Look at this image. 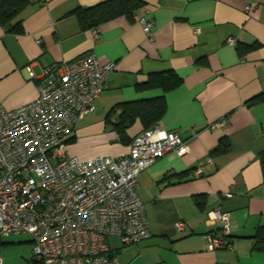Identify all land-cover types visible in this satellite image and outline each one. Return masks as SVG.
Here are the masks:
<instances>
[{"label": "crops", "instance_id": "1", "mask_svg": "<svg viewBox=\"0 0 264 264\" xmlns=\"http://www.w3.org/2000/svg\"><path fill=\"white\" fill-rule=\"evenodd\" d=\"M101 1L30 0L20 33L0 26V105L13 109L34 100L52 63L90 52L113 61L95 110L77 122L67 152L125 154L144 128L136 120L122 140L112 127L118 104L160 95L167 108L157 123L178 132L188 149L180 157L170 151L138 174L150 235L132 244L109 235L110 251L121 264H264V246L256 248L253 238L264 226V100L249 102L264 91V0H142L131 19L115 17L96 34L82 29L72 12ZM141 16L154 21L151 39ZM166 70L182 78L180 86L165 93L138 87ZM221 138L228 149L213 154ZM215 209L228 214L229 246L210 250L207 235L220 232V223L209 219ZM31 247L26 235L0 236V264H33Z\"/></svg>", "mask_w": 264, "mask_h": 264}, {"label": "built area", "instance_id": "2", "mask_svg": "<svg viewBox=\"0 0 264 264\" xmlns=\"http://www.w3.org/2000/svg\"><path fill=\"white\" fill-rule=\"evenodd\" d=\"M138 21L151 39L153 19ZM115 67L92 52L55 62L44 68L49 79L34 100L13 109L0 105V236H28L39 264H121L107 237L132 244L150 235L136 192L138 174L166 153L180 157L188 149L178 132L154 123L132 138L123 155L83 158L67 152L77 122L95 110ZM26 71L34 76L30 65ZM209 219L220 223V232L207 235L208 248L229 246L228 214L215 209ZM183 225L178 221L175 227Z\"/></svg>", "mask_w": 264, "mask_h": 264}, {"label": "trees", "instance_id": "3", "mask_svg": "<svg viewBox=\"0 0 264 264\" xmlns=\"http://www.w3.org/2000/svg\"><path fill=\"white\" fill-rule=\"evenodd\" d=\"M30 0H0V26L6 28L8 32L20 33L22 31V20L20 13ZM143 6L142 0H104L88 7H78L72 14L78 20L82 29L96 28L100 24L114 19L120 15L132 18L136 10ZM182 83V78L173 70L150 73L147 80L138 84L139 88H159L164 93L177 88ZM264 100V91L250 99L251 101ZM121 108L116 122L112 127L116 130L122 140L125 129L139 120L143 128H149L157 123L166 112V101L163 95L147 99L126 101L118 104ZM143 129V130H144ZM132 140V139H131ZM131 142V141H130ZM228 149L226 139L221 138L212 153L224 152ZM264 161V154L261 156ZM255 247L264 246V226H259L253 236ZM36 262L33 261V264Z\"/></svg>", "mask_w": 264, "mask_h": 264}, {"label": "water", "instance_id": "4", "mask_svg": "<svg viewBox=\"0 0 264 264\" xmlns=\"http://www.w3.org/2000/svg\"><path fill=\"white\" fill-rule=\"evenodd\" d=\"M112 256V254H109V257H111Z\"/></svg>", "mask_w": 264, "mask_h": 264}]
</instances>
